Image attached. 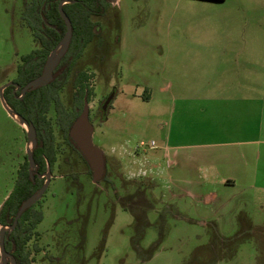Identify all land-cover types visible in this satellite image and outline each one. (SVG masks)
<instances>
[{"label": "rangeland", "instance_id": "374dc122", "mask_svg": "<svg viewBox=\"0 0 264 264\" xmlns=\"http://www.w3.org/2000/svg\"><path fill=\"white\" fill-rule=\"evenodd\" d=\"M23 1L0 0V88L14 77L20 55L35 47L21 22ZM215 11L195 0H116L99 18L101 35L88 43L77 68L91 72L92 139L110 164L103 180L84 172L73 179L68 165L84 170L85 164L63 151L66 165L53 170L36 204L42 219L34 231L43 250L32 264H207L214 254L220 257L213 264H264V189L175 180L164 165L166 64L174 48L197 43L196 32L211 25ZM70 91L63 94L66 104ZM152 140L156 146L149 148ZM24 152V133L0 102V207ZM240 231L243 240L223 244Z\"/></svg>", "mask_w": 264, "mask_h": 264}, {"label": "crops", "instance_id": "0c3cea01", "mask_svg": "<svg viewBox=\"0 0 264 264\" xmlns=\"http://www.w3.org/2000/svg\"><path fill=\"white\" fill-rule=\"evenodd\" d=\"M195 1L216 11L169 55L164 165L175 180L264 189V0Z\"/></svg>", "mask_w": 264, "mask_h": 264}, {"label": "trees", "instance_id": "16d2710c", "mask_svg": "<svg viewBox=\"0 0 264 264\" xmlns=\"http://www.w3.org/2000/svg\"><path fill=\"white\" fill-rule=\"evenodd\" d=\"M59 1L60 0H25L23 3L21 22L30 29L35 45L39 47L33 49L30 54H27L22 59L24 64L21 65L20 70L22 75L25 74L22 83H25L35 76L37 74L36 70L38 72L41 71L50 51L56 47L66 31L65 21L58 11ZM111 5L110 0H69V2L63 4L62 7L72 23V36L67 50L55 68L54 77L47 86L38 87L33 92H30L29 96L22 104H14L17 111L23 116L30 118L29 114H31L39 118V126L37 127L38 144L35 149V155L38 156L42 162L41 169L44 168V161L40 157L41 152H44L51 162H53L56 155V149L53 146L54 134L50 125L51 121L47 119L46 115L53 97L52 94L57 89L62 88L67 82L71 76L75 62L82 56L88 43L101 35L100 22L95 19V17L104 16L107 8ZM29 67H33L36 70L31 71ZM79 77L87 78L85 74H80ZM79 80L78 78L75 82ZM37 92L41 97L38 98L35 96ZM79 93H82V90H80ZM55 98L60 113L63 132L80 155L84 157L68 135L71 122H73L80 110H82V100L80 97L76 100L78 106L77 111L65 112L61 103L57 100V96H55ZM84 159L86 160L85 157ZM90 173H92L91 169ZM37 187L38 185L33 186V182L29 175L23 170L16 182L14 192L5 200L0 211L1 225L6 226V224L12 221L21 202ZM41 219L42 213L40 210H33L31 207L27 208L20 215L15 229L11 232H6L5 249L15 259L16 264H32V262H34L35 258L30 257V251L26 250V246L32 236L37 235L34 228ZM245 237L244 231H240L229 238H224L222 242L224 245L235 244ZM216 245L217 243L213 242L211 247L216 250ZM33 247L35 250L40 249L36 243ZM218 256L220 257L219 254H214L213 258H209L207 264H213L218 259ZM8 263L10 264V262Z\"/></svg>", "mask_w": 264, "mask_h": 264}, {"label": "flooded vegetation", "instance_id": "af4514ba", "mask_svg": "<svg viewBox=\"0 0 264 264\" xmlns=\"http://www.w3.org/2000/svg\"><path fill=\"white\" fill-rule=\"evenodd\" d=\"M24 1H23V3H24ZM102 17H104V16H102ZM99 18L100 17H95V19H97L98 21H99ZM38 47L39 46L35 45L34 49L35 48H38ZM32 51H33V49L30 52H28V53H25V54L20 55V61L17 63V65L15 67V75H14V77L12 79L8 80L0 88V102H1V106L3 107V109L6 110V112L15 121H17L19 123V125H20V127H21V129H22V131L24 133V136H25V152H24V155L22 157V160L19 162V164H18V166L16 168V175H15L14 184H13L12 189L9 191V194L6 195L7 196L6 199H8L9 196L14 192L16 182H17V180L19 178V175L22 173L23 170H25L27 172V174L29 175L31 181L33 182V186H37L38 185V187L32 193H30L27 197H29L30 195L36 193L45 184L46 181H47V186H48L49 181H50L51 177L53 176V170L56 169V167H58L59 170H61V168H63L66 165V164L65 165L62 164V162H61V157L63 155L62 153L65 150H69L70 152H73L75 154H78L79 157L84 162L85 167H86L84 170L83 169L82 170H80V169L76 170L75 167L73 168L72 166H69L67 164L68 165L67 168H69L70 170H69V173L66 174V176L72 177L74 179L79 174H81V173L84 172L87 175H89L91 177V179H92V173H90V169L91 168H90V166L88 164V161L85 160L84 157H82L80 155V153L74 147V145L72 144V142L66 137V135L63 132L64 130H63L62 124H61L60 113L58 111V106H57V103H56L57 101H55V99H56L55 96H57V100L61 103V105H62V107H63V109H64L65 112H75V111L78 110V106H77V103H76V100L78 99V97H80L81 100H82V107H83V104H84V100L85 99L87 100L88 105H89L90 96H91V89H90V86H89V79L91 77V72L88 71L86 68H77L78 60L83 56V54L75 62L74 66H73V70H72L71 76L69 77V79L67 80V82L63 85L62 88L57 89L52 94L53 97H52L51 103H50V105H49V107L47 109L46 115H47V119H49L51 121V124L50 125H51V129L53 130V134H54L53 146L56 149V155H55V158H54L53 162H51V161H49V159L46 156V154L44 152H41L40 157L44 161L43 162L44 168L41 169L42 162L40 161V159L38 158V156L35 155V149H36V146L38 144V132H37L38 131V128L37 127L39 126V120H38L39 118L36 117V116H34V115H31V114H29L30 118H28L27 116H23L22 114H20L17 111V109H16V107H15L14 104L15 103L22 104L23 101L25 99H27V97L29 96L30 92H33L38 87H45V86H47L52 81V79L54 77L55 68H56V66L59 63V61H60L61 58L59 59V61L56 64V66L54 67L53 72H52V79L48 83H46L45 85H42V86H37V87L32 88V89L31 88H27L25 91H23V88L25 87V85L29 81H31L32 79L36 78L38 75H40L43 72L44 65H45V62H46V61L44 62L43 66H42V69H41L40 72H38L33 67H29V69L31 71L36 70L37 74L35 76H33L31 79H29L28 81H26L25 83H22V81L25 78V74L22 75L21 74L22 72L20 70L21 65L24 64V61L22 59L27 54H30ZM80 74H85L87 76V78H80L79 77ZM78 78L80 80L78 82H75V80H77ZM67 87H70V89H71V91H70V97L71 98L69 99L70 100V103L69 104H66V102L63 99V94L66 92ZM80 90H82V93H79ZM5 95H6V97H5ZM35 96L38 97V98L41 97L40 95H38V92L35 94ZM3 101H4L5 104L3 103ZM102 104H103V102H102ZM102 104H101V107H102ZM7 108L11 109L13 112H15L18 115L22 116L29 124H31L34 127L35 135H36V144H35L34 147H31V144L28 142V129H27V127L25 125H23L22 123L19 122L17 116L15 117V115L10 114L8 112ZM80 112H81V110H80ZM90 112L91 111H90V108H89V120H91V113ZM101 112H103V115H104L105 111H101ZM28 148H31L32 157H33V160H34V165L33 166L30 164V161H29V158H28ZM107 157L108 156H106L104 154V172H103V174L101 176L102 180L105 179V174L107 173L106 166L108 164H110V160ZM76 171L79 172V173H77ZM101 178L99 180H101ZM136 181L137 180L135 179L134 180V184H135L134 186H136V188H137L138 185L139 186L141 185V182L138 183ZM136 197H137L136 201L140 202L141 201L140 189L137 190ZM39 199H37L32 205H30L27 208H30L31 207L33 210L34 209H38V206H36V204H38ZM4 202H3V204H4ZM22 202H21V204H22ZM3 204L0 207V211H1L2 207H3ZM21 204H20V206H21ZM20 206H19V208H20ZM19 208H18V210H19ZM18 210H17V212H18ZM17 212H16V214H17ZM16 214L12 218V221L10 223L6 224L5 234H6V232L13 231L15 229V227L17 226L18 219H19V217H20V215L22 213L17 218L16 224L13 226V223H14V219H15ZM140 219L142 221H144V222L147 221V217L145 215H143V214L141 215V218ZM26 222H28V221H26ZM39 238H40V235L37 233V235H33L32 238L29 241V242H32V244H31L30 247H32V250H33L32 253L30 252V257H34V255H36L38 252H41L43 250V248L38 243ZM28 243H27V245H28ZM35 243L39 246V248H40L39 250H35L34 249L33 246H34ZM26 250H29V248L27 246H26ZM8 262H10V261L8 260Z\"/></svg>", "mask_w": 264, "mask_h": 264}, {"label": "water", "instance_id": "95a60500", "mask_svg": "<svg viewBox=\"0 0 264 264\" xmlns=\"http://www.w3.org/2000/svg\"><path fill=\"white\" fill-rule=\"evenodd\" d=\"M114 2L115 0H110ZM69 2V0H60L58 3V11L65 21L66 31L58 42L56 47L50 52L47 57V60L44 65L43 72L38 75L36 78L29 81L23 91L27 88H35L37 86H42L48 83L52 79V72L56 64L58 63L61 56L65 53L68 48V45L72 36V23L68 15L63 9V4ZM114 93H111L102 104V111H105L112 100ZM2 99V98H1ZM4 103V101H3ZM5 104V103H4ZM8 112L12 115L17 116L20 123L25 125L28 129V142L31 144V147H34L36 144V135L34 127L29 124L22 116L13 112L11 109L7 108ZM68 134L70 138L74 141L79 151L83 154V156L88 161V164L92 170V180L93 182H97L103 172H104V153L101 148H99L96 144H94L92 139L93 134V125L89 120V105L87 100H84V104L79 115L73 120L68 130ZM28 158L30 164L34 165V160L32 157L31 148H28ZM47 187V181L45 184L34 194L27 197L21 204L15 219L13 226L16 224L17 218L19 215L30 205H32L37 199L41 197L43 192ZM12 226V227H13ZM5 231L6 226L0 224V254H1V264H16L15 259L11 256V254L5 249Z\"/></svg>", "mask_w": 264, "mask_h": 264}, {"label": "built area", "instance_id": "2783aa9c", "mask_svg": "<svg viewBox=\"0 0 264 264\" xmlns=\"http://www.w3.org/2000/svg\"><path fill=\"white\" fill-rule=\"evenodd\" d=\"M145 143L144 142H140V146H142V145H144ZM156 145H155V142L152 140L151 142H150V144H149V148H154Z\"/></svg>", "mask_w": 264, "mask_h": 264}, {"label": "bare ground", "instance_id": "6f19581e", "mask_svg": "<svg viewBox=\"0 0 264 264\" xmlns=\"http://www.w3.org/2000/svg\"><path fill=\"white\" fill-rule=\"evenodd\" d=\"M16 117V116H15Z\"/></svg>", "mask_w": 264, "mask_h": 264}]
</instances>
